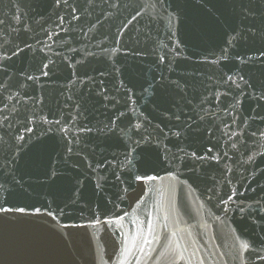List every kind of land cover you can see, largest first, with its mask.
<instances>
[{
	"label": "water",
	"instance_id": "obj_1",
	"mask_svg": "<svg viewBox=\"0 0 264 264\" xmlns=\"http://www.w3.org/2000/svg\"><path fill=\"white\" fill-rule=\"evenodd\" d=\"M262 17L0 0V264H264Z\"/></svg>",
	"mask_w": 264,
	"mask_h": 264
},
{
	"label": "snow or ice",
	"instance_id": "obj_2",
	"mask_svg": "<svg viewBox=\"0 0 264 264\" xmlns=\"http://www.w3.org/2000/svg\"><path fill=\"white\" fill-rule=\"evenodd\" d=\"M247 14L250 15V16H253V18H254V16H255L254 10L251 9V8H249V9L247 10ZM140 15H142V13H141L140 11H137V16H140ZM74 18H77V19H78V17H74ZM134 19H135V17H134ZM61 22H62V18H61ZM261 24L264 25V17L261 18ZM253 29L259 30V29H257V26H256L255 22L252 24L250 31L253 30ZM16 54H17L16 51H13V52H12V55H16ZM12 55H7V54H5L3 57H0V59H2L3 61H9V60H11ZM161 60H163V57H161ZM45 67H47V66H45ZM29 79H31V77H29ZM228 79L231 80L232 77H228ZM241 79H243V78L241 77ZM5 90H7L6 87H5ZM5 122H7V118L5 119ZM56 123H60V122H59V121H56ZM113 123H115V122L113 121ZM25 127H26V126H25ZM135 127H136L137 129H139L140 125L137 124ZM26 131H29V132H30V131H32V129L26 127ZM87 131H91V129H87ZM176 135L179 136L180 133H176ZM234 135H235V133H234ZM253 135H255V134H253ZM261 135H264V133H261ZM19 139H20V140H23L24 137H23V136H20ZM139 143H140L139 141L136 142L137 146L139 145ZM233 147H235V145H233ZM209 152H211V149H209ZM134 153H135V149H130V150L126 153V165H127L128 168H131L132 165H133V163H134V161H135V155H134ZM192 155H193V157L196 156L195 153H193ZM207 158H208L207 155L202 156V157H198V159H201V160H204V159H207ZM249 159H252V157H249ZM165 161H167V157H165ZM98 166H99V165H98ZM168 174H169V175H172V172L169 171ZM129 175H131V172H129ZM134 178H135L136 181H141V180L154 181L157 177L145 174L144 176H141V175H135ZM117 179L119 180L120 177H117ZM209 199H211V198L209 197ZM231 199H232V197L229 196V197H228V200H221V201H220L221 204H224V205H225V208H224V211H225V212L227 211V207H226V205H227V203H228ZM4 210H5V209H0V211H4ZM18 211L23 212L24 209L21 208V209H18ZM36 211L39 212L40 210H39V209H36ZM105 222H107V221H105ZM243 247H244L245 249H248V248H249V245H248V244H244ZM257 258H258L259 260H261V261H264V257H261V256H259L258 254H257Z\"/></svg>",
	"mask_w": 264,
	"mask_h": 264
}]
</instances>
